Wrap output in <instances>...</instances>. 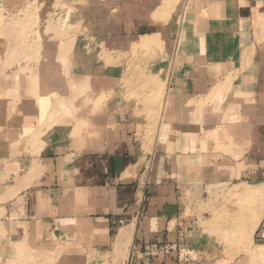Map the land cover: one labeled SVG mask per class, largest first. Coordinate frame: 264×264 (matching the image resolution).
<instances>
[{
	"label": "crops",
	"instance_id": "1",
	"mask_svg": "<svg viewBox=\"0 0 264 264\" xmlns=\"http://www.w3.org/2000/svg\"><path fill=\"white\" fill-rule=\"evenodd\" d=\"M153 1L92 4L93 12L101 10L93 14L102 26L95 37L118 52L147 46L154 37L172 54L162 23L151 18L160 0ZM208 2L214 19L194 27L179 50V83L166 95L151 141L142 118L126 115L124 100L87 116L97 137L77 138L74 128L62 126L48 135L42 181H35L40 165L34 179L23 181L37 183L26 200L27 216L45 225L47 241L39 246L49 249L56 238L71 250L70 264H109L111 250L113 261L118 250V264H130L134 248L143 264H173L169 257L156 263L142 250L151 237L162 239L179 226L172 221L185 214L187 203L215 185L248 194L260 218L252 232L264 236V0ZM210 93L214 99L208 100Z\"/></svg>",
	"mask_w": 264,
	"mask_h": 264
},
{
	"label": "rangeland",
	"instance_id": "2",
	"mask_svg": "<svg viewBox=\"0 0 264 264\" xmlns=\"http://www.w3.org/2000/svg\"><path fill=\"white\" fill-rule=\"evenodd\" d=\"M99 3L0 0V264H70L71 250L56 238L49 249L39 246L47 241L41 232L45 225L27 216L26 195L37 183L23 181L34 163L42 171L35 181H42L48 135L62 126L74 128L77 138L97 137V126L87 116L124 100L126 115L142 118V132L151 141L166 95L179 83V50L215 11L208 0H160L151 18L166 24L158 28L172 41V54L154 37L147 46L118 52L94 35L95 28L102 31L93 20L101 10L93 12L91 5ZM234 188L210 186L203 199L190 200L185 214L172 221L179 226L162 239L151 237L142 251L156 263L169 257L173 264H264V236L252 232L260 219L256 206L244 191L234 195ZM253 194L263 199L261 192ZM113 251L109 264H118L123 254L115 250L113 261ZM140 258L135 253L133 264H143Z\"/></svg>",
	"mask_w": 264,
	"mask_h": 264
},
{
	"label": "bare ground",
	"instance_id": "3",
	"mask_svg": "<svg viewBox=\"0 0 264 264\" xmlns=\"http://www.w3.org/2000/svg\"><path fill=\"white\" fill-rule=\"evenodd\" d=\"M163 7H165V6H163ZM32 153V152H31ZM36 164L34 163V165H32V167L30 168L31 169V171L28 173V175H27V177H26V179H30V178H33L34 177V175L37 173V171H38V168H36L37 166H35ZM29 169V170H30ZM34 179V178H33ZM32 179V180H33ZM32 180H29L30 182L32 181ZM28 184V183H27ZM26 184V185H27ZM245 188V187H244ZM246 189V188H245ZM121 238V237H120ZM123 242V241H122Z\"/></svg>",
	"mask_w": 264,
	"mask_h": 264
},
{
	"label": "built area",
	"instance_id": "4",
	"mask_svg": "<svg viewBox=\"0 0 264 264\" xmlns=\"http://www.w3.org/2000/svg\"><path fill=\"white\" fill-rule=\"evenodd\" d=\"M137 252H138V249L134 248L133 251H132L131 258H130V260H131L130 264H133V258H134L135 253H137Z\"/></svg>",
	"mask_w": 264,
	"mask_h": 264
}]
</instances>
